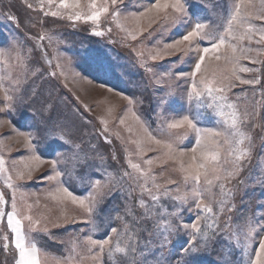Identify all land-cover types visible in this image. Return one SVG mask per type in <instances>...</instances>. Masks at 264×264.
Masks as SVG:
<instances>
[{"label": "snow or ice", "instance_id": "6c2138e0", "mask_svg": "<svg viewBox=\"0 0 264 264\" xmlns=\"http://www.w3.org/2000/svg\"><path fill=\"white\" fill-rule=\"evenodd\" d=\"M37 3L39 6L34 10L43 12L44 16L66 17L70 21H83L86 24L91 22L96 36L105 34L104 30L96 29H101L103 20L110 17L112 22L125 31V41L130 37L131 41L140 43L139 50L136 47L131 50L138 59L139 67L151 75L163 94L158 100L159 111L156 113L154 129L131 107L122 116H117L115 108L110 107L106 117H98L104 125L98 131L104 134L109 131V118L118 119L121 125L131 120L138 125V131L127 126V140L119 132L115 134L121 141V149L113 153L112 160L118 161V152L122 150L131 171L122 168L115 172L105 170L102 178L96 173L95 179L87 181L84 177H78L81 183L87 185L84 189L86 194H77L71 190L65 177H72L79 167L86 166L90 160L99 158L103 162L102 155L92 157L84 152L67 124L53 123L45 128L44 138L58 142L59 150L54 155L49 154L52 155L51 159H46L45 154L40 152L37 132H18L19 141L28 155L21 160H12L11 170L15 172L16 181L21 183L13 182L5 157L0 155V176L4 177L6 187L13 189L11 210L0 207V218L6 217L7 223V231L0 240L5 242L3 247L6 252H13L14 264H149V257L155 256L158 251L142 242V230L135 227L140 221L134 210L126 205L123 214L117 213L107 221L110 231L104 238L78 234L69 241V254L62 260L48 257L47 253L42 258L43 250L37 246L36 235L40 231L48 233L49 229L46 226L41 228V221L27 214L32 205L27 203V193L22 191V182L32 180L33 172L45 163L52 174L44 173L41 178L57 185L48 192V197L64 208L69 203L77 206L85 216L79 222L91 225L92 233L98 231L96 217L107 199L117 192H127V199L137 202L145 214L156 221L153 231L148 233L149 241L155 236L161 241L159 248L162 249L166 245L171 246L170 237L180 234L184 236L177 264H200L202 252L225 232L233 236L239 233L242 237L247 264H264V236H260V232H264V212L258 209L255 216H248L242 224L233 223L234 217L231 215L236 207V191L245 184L238 177L245 170V161L250 163L256 147L253 136L244 130L255 110L249 112L247 107L241 109L231 94L238 85L256 87L264 81V0H232L229 10L215 19L198 16L189 0H148L142 11L124 16L123 21L124 0H37ZM2 5L3 0H0ZM26 6L29 9L34 7L31 3ZM46 6L48 11H45ZM53 7L55 10H51ZM0 17L9 22L15 21L19 26L18 16L10 12H0ZM129 19L135 23V29L124 28V22ZM38 23L43 26L44 21ZM29 26L36 25L30 23ZM179 29H183V32L173 38V33ZM111 31V27L107 28V32ZM30 39H47L52 44L54 37L42 31L38 37ZM26 42L17 35L13 36L8 47H0V61L4 62L6 69L12 63H18L27 72L25 61L28 57L24 54ZM38 47L43 45L38 44ZM31 51L28 50L29 54ZM170 58H175L176 63L192 62V70L179 71L174 64L165 71H159L161 63ZM243 61L253 66H247ZM48 63L51 64V60ZM60 67L57 64V68ZM39 71L35 69L34 74ZM242 74L253 76L245 79ZM4 80H9L14 85L12 91L22 96V81L19 78L12 79L11 73L7 72L0 76V92L5 101H13L18 96L9 95V89L4 88L2 83ZM181 80L191 81L184 97L188 105L186 113L165 115V109L174 113L170 108V99L175 96ZM123 99L128 106L134 104L133 98L127 95ZM8 107L10 104L5 105V109ZM207 110H211V113ZM209 114L216 118V126L200 127L201 121ZM252 127L257 126L253 124ZM260 128L264 130V123ZM180 129L184 131L177 135L176 130ZM189 133H195L196 140L195 145L186 152L181 144ZM134 135L136 139H132ZM129 145H135V152L130 151ZM3 147L0 146V149ZM261 147H264V140ZM147 152H157L158 155L145 158ZM132 156L142 163L133 162ZM69 164L71 167H68ZM170 164V170L179 174L180 181L168 179L164 184L157 183L155 168H164ZM256 175L262 174L257 171ZM253 179L250 175L249 180ZM261 185H264V179L255 180L251 186L254 188ZM137 192L139 197H150L151 204L138 198ZM5 195L0 192V205L7 203ZM169 200L173 202L171 205L167 204ZM190 204L193 206L189 207ZM261 205L264 206V202ZM169 207L173 210L169 211ZM185 208L189 213H195L190 222L183 219ZM222 215L224 222L221 226ZM128 217L130 221L126 219ZM113 220H119L120 226L111 227ZM25 221L28 222L27 230ZM65 222H68L67 217ZM257 237L258 245H254ZM236 245L241 246L239 239ZM82 246L84 254L78 251ZM250 248L254 249V256L248 257ZM163 259L161 252L152 264H162Z\"/></svg>", "mask_w": 264, "mask_h": 264}, {"label": "rangeland", "instance_id": "374dc122", "mask_svg": "<svg viewBox=\"0 0 264 264\" xmlns=\"http://www.w3.org/2000/svg\"><path fill=\"white\" fill-rule=\"evenodd\" d=\"M28 3L33 4V9L27 8L26 5ZM189 3L194 6V11L198 14V16H203L206 19H215L219 17L221 13H226L229 10L232 0H189ZM147 4L148 0H124V10L121 20L123 21L124 16L142 11L143 7H146ZM38 6L37 0H3V5L0 6V12H4L6 14L10 12L19 18V26L17 27L15 21L9 22L7 19L0 17V47H8L13 36L18 35L20 39L27 41L24 45V54L28 57L25 61L28 69L27 72H25L24 68L19 66L18 63H12L11 67L6 69L4 62L0 61V76L6 75L7 72H10L12 79L19 78L22 81V84L20 85L22 96H19L18 93L12 91L14 85H11L9 80L2 81L4 88L9 89V95L14 97L18 96V99L5 101L3 93L0 92V110H2L0 111V146H4L0 149V155L5 157L6 167L9 168V174L12 176L13 182L21 183L16 181L15 172L11 170L12 160H21L23 157L28 155V152L22 147V142L19 141L18 132H37V142L40 152L45 154L46 159H51L52 155L49 154L54 155V153L59 149L58 142L54 143L52 139L44 138V131L47 126H50L53 123L67 124L73 132L77 131L78 136L84 133L83 130H87V139L85 137L82 139L80 138L78 142L77 138V142L81 144L84 152L89 153L92 157H97V154L102 155L104 160L103 162L99 158L90 160L86 166L79 167L72 177H65L66 184L71 190L77 194H86L84 189L87 185L86 183H81L78 177H84L85 181H87L88 179H95L96 177L94 174L96 173H99L102 178L105 174V170H107V172H115L122 168L124 170L131 171V169L127 167L125 153L122 150L118 152V161L112 160L113 153H117V150L121 149V141L117 139L115 134L119 132L121 137L127 140L129 138V133L126 131L127 126L133 127L134 131H138V125L134 124L131 120L126 121L125 125H121L119 124L118 119L112 120L109 118V131L107 134H104L102 131H98V129L102 130L104 128V125L98 117H106L107 110L110 107L115 108V114L117 116L125 115L126 109L131 107V110L140 115L142 119L145 121L148 120L137 108L138 104L141 102L139 96L128 95L125 90L114 87L115 84L112 82H109V85L101 83L98 80H95V77L91 74V72H84L79 68L77 58L74 56V50L72 48L73 45L77 44L76 42H78V37L73 36L70 40L66 36L68 33L65 31L71 28L73 29L72 31H86L90 37H102L104 45H109L112 48L122 50L125 54L134 56V61L138 65V59L131 49L132 47H136L137 50H139L141 45L138 41H131L130 37L127 41H125V31L121 30L115 22H112L110 17L107 20H103L101 29H96L104 30L105 34L103 36H96L94 35L93 25L91 22L86 24L83 21H70L66 17H52L50 15L44 16L43 12L34 10L38 8ZM48 10L49 9L46 6L45 11ZM51 10H55V8L53 7ZM41 20L44 21L43 26L38 23V21ZM30 23L35 24L36 26L30 27ZM109 27L112 28L111 33L107 32V28ZM135 27L136 25L131 19L124 22L125 29H135ZM42 31H47L54 37L52 44H49L47 39L43 41L30 39V37H38ZM180 32H183V29H179L177 32L173 33V38H175ZM159 38L160 37L158 36L157 39ZM38 44H42L43 47H38ZM29 49L32 50L30 54L28 52ZM49 60H51V64L48 63ZM101 63L105 64V61H101ZM242 63L250 67L253 66L248 61H243ZM57 64H60L61 67L57 68ZM174 64L176 69L179 71L190 72L192 70V62L176 63L175 58H170L161 63L159 71H165ZM133 67L134 64H131L129 68L133 70ZM136 67L138 68V66ZM35 69H40L39 73L34 74ZM53 72H55V75H52ZM61 73H63V75ZM142 76L143 75H141V78ZM242 76L245 79H249L252 78L253 74H242ZM51 77H54L55 80L58 81V83H55V86L50 84L49 80L52 79ZM146 78L147 83L145 85L148 87L150 86L152 90L150 102L152 103V112L149 113L153 117L151 119L153 126L151 125V127L154 129L157 123L156 113L159 111L158 100L163 94V90H158L159 86L154 83V79L150 74L146 73ZM144 83L145 81H140L141 86H144ZM190 83V80L179 81L180 86L176 89L175 96L170 99V108L174 110V113L165 109V115H183L186 113L188 105L184 97L188 84ZM101 85L104 86L101 87ZM44 86L47 88L50 86L53 87V90L51 89L52 95H48L46 91L42 89ZM110 88L112 91H109ZM247 88L248 86L237 88V90L234 89L231 94V98L240 106L241 109L247 107L249 112H253V109L255 110L251 120L254 119L253 124L257 126L254 129L257 133L248 125L246 127H248L249 130L246 128L244 130L246 132H250L256 142L261 145L262 140H264V130L260 128V125L264 123V101H261L260 99L256 105H249L247 95L246 100H243L241 96L244 93H239L240 89L247 91ZM59 89L64 90V92L65 90L66 92L68 91L74 100L68 101L67 103H64L63 101L62 103L64 104L61 105L59 100H61L62 97H58V95H60ZM252 91L260 94L264 93V81H262L258 88L253 87ZM124 95L133 98L134 104L132 106L127 105V101L123 99ZM237 97L239 99H236ZM63 98L65 99V97ZM45 101L49 102L45 103ZM30 102H34V106H36L34 111L37 109L38 105H40L39 107H43V105L45 106L48 104L47 106L50 107L49 112H51L50 115H47L46 117L44 113L42 114L40 112L35 113V116L32 115L30 110H27L26 107L24 109L22 106L25 103L28 107ZM6 104H10V107L7 109H5ZM86 105L87 107H85ZM207 111L211 113V110ZM52 119L55 121H52ZM215 119L216 118L213 115L209 114L203 121H201L199 126L215 127ZM71 122L79 123L78 125L82 127L83 130H75L73 128L74 126H71ZM183 131V129L176 130V134L181 135ZM136 138L137 137L135 135L132 136V139ZM157 138L161 137L158 136ZM195 140V133H189L182 141L181 146L187 152L195 145ZM106 141H111V143H106ZM146 147H154V145H146ZM129 149L130 151L135 152V145H129ZM155 155H158V153L147 152L145 158ZM253 157L255 158L256 164L251 167V171H249L248 168L251 161L250 163L247 160L245 161V171H247V173L246 177L242 179L245 181V184L241 185L236 191L234 199L236 207L235 211L231 213L234 217L233 223L242 224L248 216H255L258 209L260 212H264V206L261 205V202H264V185L254 188L251 186L255 180L264 179V147H260L259 152L256 154L253 151L252 158ZM131 158L133 162L142 163V161L138 160L135 156H132ZM68 167H71V164H69ZM171 167L172 165L170 164L164 168H155L158 176L157 183L164 184L168 179L176 180L178 182L180 181L179 174L172 172L170 170ZM48 169V164H42L39 170L33 172L34 178L32 180L22 182V191L27 193V203L32 205L30 212L27 214H30L34 220L39 219L41 221V228L46 226L49 229L48 233L40 231L36 235L37 246L43 250L42 258L44 253H47L48 257L62 260L63 257L69 254V241L72 238L77 237L78 234L80 236L92 234L94 235V238H104V236L101 237V233L104 232V229L102 232L100 226L105 225V221L100 218V214H97L96 221L99 225L98 231L96 233H92L91 225L79 222L84 219L85 216L77 206L69 203L67 208H64L52 201L48 197V192L53 190L57 185L55 182H49L48 180L41 178L44 173H47V175L52 174ZM257 171H259L262 175H256ZM161 172H163L162 176L160 175ZM242 174L243 173H241L240 176H242ZM250 175L254 177L252 181L249 180ZM235 183L236 181L234 180L233 184ZM229 187H231V185H229ZM245 189L247 190L245 191ZM12 191L13 189H9L5 186L4 177L0 176V192L6 194L5 199L7 201V203L0 205V207H5L8 211L11 210ZM181 191H183L182 186ZM216 191L218 192V189H216ZM117 193L119 200H117L116 205L113 207L112 204L107 205L109 207H105L106 205L103 206L104 216L106 213L111 214V216L113 215V217L117 215L119 212L118 206L121 204L120 199L126 198L128 203L131 201L127 199V192ZM173 194L175 195L177 193L173 192ZM138 198H142L151 204L150 197L147 195H144L143 197L138 196ZM114 199L117 198L114 197ZM161 203L164 202L162 201ZM172 203L173 202L170 200L167 201L168 205H171ZM129 206L131 208V202ZM192 206L193 205L191 204L189 205V207ZM172 210L173 209L169 207V211ZM21 211L23 213L24 209L22 208ZM121 211L122 210H120L119 213H121ZM194 216V212L189 213L187 208L184 209L183 219L185 221L190 222ZM66 217L68 218V222H65ZM126 219L129 221L131 220L130 217ZM117 222L118 220H113L110 226L118 227ZM223 222L224 217H220L221 226L223 225ZM24 223L25 230H27L28 222L25 221ZM135 227H137V225H135ZM153 227L151 231H153ZM108 230L110 231V228ZM6 231V217H3L0 218V237H2ZM209 234H211V230H209ZM260 236H264V232H260ZM217 238L222 239L220 243L221 259H219L217 264H247V257L244 255V249L242 247V237L239 236V233H237L236 236H233L225 232ZM170 239L172 241L171 246L169 247L166 245L161 249L159 248L161 241L153 236L151 239V248H157L158 251L155 256L149 257V264H152L161 252L164 257L162 264H177L180 259L179 252L180 247L184 242V236L180 234L170 237ZM237 239L241 241L240 247H237L236 245ZM258 239L259 238L257 237V240L253 242L254 245H258ZM223 242L224 245H222ZM4 243V241L0 240V244L4 245ZM213 249L214 243H211L209 247V256L215 259L217 256L212 253ZM78 251H80L81 254H84L83 246L79 248ZM231 255L234 257V260H232ZM251 256H254L253 248L248 250V257ZM0 264H14L13 252H6L4 247L0 248Z\"/></svg>", "mask_w": 264, "mask_h": 264}, {"label": "trees", "instance_id": "16d2710c", "mask_svg": "<svg viewBox=\"0 0 264 264\" xmlns=\"http://www.w3.org/2000/svg\"><path fill=\"white\" fill-rule=\"evenodd\" d=\"M72 30L73 29L70 28V29H67L65 32L68 33V35L66 36L70 40L73 36L78 37V40H77L78 42H76L77 44L73 45L72 48L74 50V56L77 58L79 68L84 72H88V73L91 72V74L95 77V80H98L101 83L109 85V82H112L115 84V85L113 84L114 87H116L117 89L125 90L128 95L139 96L141 102L138 104L137 108L146 117V119L150 122V124L153 126V123L151 121L153 117L149 113V112H152L151 111L152 103H150L152 90L150 86L148 87L147 85H145L147 83L146 73L142 68H139V65L134 61L135 60L134 56L125 54L122 52V50L112 48L109 45L108 46L104 45L102 37L94 38V37L88 36L86 31H82V30L72 31ZM101 61H105V64H102ZM131 64H134L135 68L133 67L132 68L133 70L129 68ZM136 66H138V68ZM141 75H143L142 78H141ZM51 78L52 79L49 80L50 84L55 86V83H58V81H56L54 77H51ZM142 80L145 81L144 86L143 85L141 86L140 84V81ZM246 86H248L247 91L241 90V89L239 91V93H244L241 96L243 100H246V95H247V100H248L249 105H256L260 99L261 101L262 100L264 101V96H262V94L260 93L253 92L252 91L253 86L251 85H241V86H238L237 88H243ZM52 88L53 87L51 86L49 88L44 86L42 89L45 90L48 95H52V91H51ZM256 88H258V86H256ZM253 93H255V95H253ZM59 94L60 95L57 94L58 97H62L61 100H59V103L61 105H63L65 102L67 103L68 101L74 100L73 97H71V94L68 93V91L66 92V90L64 92V90L59 89ZM63 97H65V99ZM63 101L64 103H62ZM46 102H49V101H45V103ZM47 105L48 104H46L45 106L43 105V107H39L40 105H38L35 111H34V108H36V106H34V102H30V105H28V107L26 106L25 103L22 106L24 109L26 107L27 110H30L32 115L34 116H35V113L40 112L42 114L44 113L47 117V115H50L51 113L49 112L50 107ZM52 121H55V120L52 119ZM253 122H254V119L250 120V122L248 123V126L256 132V130L252 127ZM70 124L71 126H74L73 128L75 130L76 129L78 131L83 130L82 127H80L78 125L79 123L77 122L75 123L71 122ZM245 128L249 130L248 127H245ZM83 131L84 133L80 136H78L77 131L74 132L76 135V138H78V142L80 138L82 139L85 137L87 139V130H83ZM254 144L256 145L255 150H254L256 154L257 152H259V148L261 147V145H259L255 139H254ZM255 164H256V161H255V158L253 157L251 158V164L248 167L249 171H251V167ZM242 173H243L242 176L238 177V179L240 178L242 180L243 178L246 177L247 171L244 170ZM114 197L117 199H114ZM117 200H119L118 193L112 195L109 199H107V201L102 205L98 213L100 214V218H102V220L105 221V225L100 226V228L102 229V232L104 229V232L101 233L102 234L101 237L108 234L109 226L107 224V221L110 218H113V215L111 216V214L109 213H106L105 216L103 215V206L106 205L105 207H109L107 205L112 204V207H113L114 205H116ZM120 201H121L120 202L121 204L120 206H118L119 212L120 210H122L120 214L124 213L126 205L130 208L129 205L131 202V208L134 210V214L136 215V218L140 221V223L137 224V227L142 230L141 232L142 242L147 243L148 247L151 248V241H149L148 232H151L152 227L154 226L156 221L153 218H150L149 216H147L145 212L143 211V209H141L138 203H135V201L131 200L128 203L126 198H122L120 199ZM223 217L224 216L222 215L221 218ZM117 223L119 227L120 221L118 220ZM221 240H222L221 238H216L214 241V249L212 253L215 254L217 257L214 259L209 256V247L211 244L210 243L207 249L204 252H202V254L199 257L200 264H217L218 263L219 259H221V250H220ZM222 245H224V242L222 243ZM0 248H3L2 244H0ZM231 258L232 260H234V257H232V255H231Z\"/></svg>", "mask_w": 264, "mask_h": 264}]
</instances>
